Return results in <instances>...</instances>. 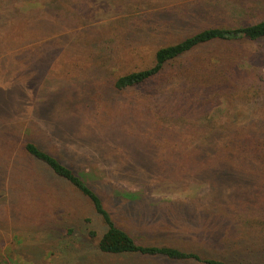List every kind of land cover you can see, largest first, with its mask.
<instances>
[{
  "label": "rangeland",
  "instance_id": "obj_1",
  "mask_svg": "<svg viewBox=\"0 0 264 264\" xmlns=\"http://www.w3.org/2000/svg\"><path fill=\"white\" fill-rule=\"evenodd\" d=\"M262 18L264 0H0V264H203L102 252V217L28 140L81 172L140 243L229 264L261 247L264 170L231 140L264 136V87L235 91L209 65L224 55L264 75V39L205 43L168 79H114L203 28Z\"/></svg>",
  "mask_w": 264,
  "mask_h": 264
},
{
  "label": "trees",
  "instance_id": "obj_2",
  "mask_svg": "<svg viewBox=\"0 0 264 264\" xmlns=\"http://www.w3.org/2000/svg\"><path fill=\"white\" fill-rule=\"evenodd\" d=\"M264 39V18L239 26H210L203 28L180 41L161 46L155 54V63L147 68L134 70L123 75H119L114 79V86L117 90H124L133 86L140 85L149 80L157 79L159 76L168 79L175 75H183L184 72L173 75L170 72L166 73V68L177 58L187 54L195 48L213 41H238L250 40L257 41ZM224 55L214 61V64L209 66L216 72L219 70L226 76L225 81L229 84L228 87L235 91L252 92L253 89L264 87V75L261 70H253L248 74H243L239 71L240 62H232L226 59ZM209 68V67H208ZM206 68L208 74L212 73ZM164 75V77H163ZM191 82L195 81V74L186 73ZM208 75V78H209ZM206 80L207 78L204 77ZM239 140V133H235L232 137L233 146H242L250 152L257 162L262 165L264 170V136L259 138L251 137V140ZM25 153L44 163L55 176H59L67 181L72 188L78 191L82 196L89 200L95 212L102 217V221L106 224V229L99 236L97 242L98 248L102 252L109 253H138L145 256H163L172 260L195 261L203 264H229L228 261L221 258L204 256L196 250L185 249L179 246L164 245V244H143L138 242L130 232L117 225L112 217L111 212L105 206L102 196L92 187L88 180L81 172H77L73 167L64 163L58 156L50 151L43 149L34 141H27L24 145ZM120 195L127 197L133 194L132 191L118 192ZM129 197L128 199H134ZM93 235L95 231L91 232ZM264 240V238L262 239ZM264 260V244L261 247H252L245 254L237 252L233 255L232 262L236 264H250L255 258ZM260 264H264L261 262Z\"/></svg>",
  "mask_w": 264,
  "mask_h": 264
}]
</instances>
